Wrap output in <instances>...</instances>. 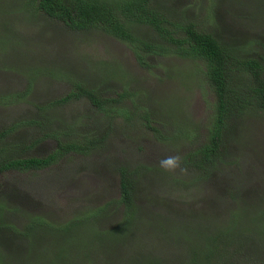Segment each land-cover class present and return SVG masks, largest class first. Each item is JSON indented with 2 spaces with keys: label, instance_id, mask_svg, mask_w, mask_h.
I'll use <instances>...</instances> for the list:
<instances>
[{
  "label": "rangeland",
  "instance_id": "374dc122",
  "mask_svg": "<svg viewBox=\"0 0 264 264\" xmlns=\"http://www.w3.org/2000/svg\"><path fill=\"white\" fill-rule=\"evenodd\" d=\"M150 6L264 67V0ZM127 28L134 38L161 42L148 24ZM146 60L140 64L124 41L101 29L67 27L31 0H0V131L11 128L0 137L2 155L45 156L61 140L49 133L71 127L79 139L102 138L42 168L0 171V264H199L202 251L209 264H264V237L250 218L264 213V110L228 116L217 156L199 168L184 155L205 139L214 103L197 70L202 62L170 53ZM67 77L105 96L132 91L124 105L134 101L138 112H149L153 129L136 114H103L83 97L50 104L70 91ZM34 116L39 124L19 123ZM175 154L186 173L159 166ZM121 167L133 181L136 212L127 220L117 201ZM31 218L38 222L28 226Z\"/></svg>",
  "mask_w": 264,
  "mask_h": 264
},
{
  "label": "trees",
  "instance_id": "16d2710c",
  "mask_svg": "<svg viewBox=\"0 0 264 264\" xmlns=\"http://www.w3.org/2000/svg\"><path fill=\"white\" fill-rule=\"evenodd\" d=\"M31 1L34 2L37 10L71 29L97 28L124 41L136 60L144 66L148 65L146 56L149 54L170 53L202 62L201 68L197 70L201 73L206 86L214 94V103L205 125V139L184 155L185 162L192 163L199 168L208 167L219 152L221 139L224 131L227 130L228 116L244 109L264 110V67L259 59L252 56L240 57L239 54L234 53L235 47L219 42L211 32L196 28L192 22H177L160 16L156 9L150 6L151 0ZM131 21L150 25L157 32L161 42L134 38L127 28ZM234 77L236 80L233 79ZM65 80H69L72 84L70 91L52 100L50 104H61L70 99L83 97L103 114L122 115L126 120L136 114L145 126L153 129L149 125V112H138L142 107L136 105L134 101H130L127 106L124 105L123 97L133 95L132 91L125 87L115 93L116 96H105L96 85L87 86L70 77ZM40 122V119L34 116L19 123L39 124ZM13 125L17 126L18 123ZM71 128L49 133L54 138L61 137V140L56 142L55 150L45 156L6 157L2 155L5 148L1 147L0 171L42 168L66 152L84 154L91 148L99 146L98 141L102 139L100 136L97 138L95 135L84 133L85 135H82L84 140H82L76 137L78 133L73 134ZM9 129L11 128L1 130L0 137ZM132 184L129 171L121 167L118 176L117 201L123 204L125 220L136 212L132 199ZM1 209L0 205V211ZM257 212L259 213L252 214L250 218L253 221L252 224L258 226L260 235L264 237V213ZM37 222L36 218H31L28 226H33ZM223 233L226 234L227 230ZM202 253L203 261L197 263L209 264L210 253L203 251Z\"/></svg>",
  "mask_w": 264,
  "mask_h": 264
},
{
  "label": "clouds",
  "instance_id": "9594fccd",
  "mask_svg": "<svg viewBox=\"0 0 264 264\" xmlns=\"http://www.w3.org/2000/svg\"><path fill=\"white\" fill-rule=\"evenodd\" d=\"M159 166L167 172L186 173L187 167L183 163V158L180 154L169 155L159 160Z\"/></svg>",
  "mask_w": 264,
  "mask_h": 264
}]
</instances>
